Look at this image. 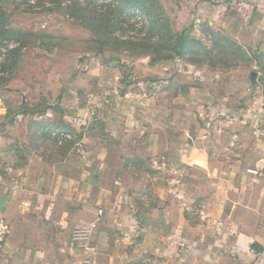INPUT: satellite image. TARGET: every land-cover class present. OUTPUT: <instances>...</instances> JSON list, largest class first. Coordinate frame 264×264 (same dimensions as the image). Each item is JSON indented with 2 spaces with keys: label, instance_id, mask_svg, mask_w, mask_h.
<instances>
[{
  "label": "crops",
  "instance_id": "0c3cea01",
  "mask_svg": "<svg viewBox=\"0 0 264 264\" xmlns=\"http://www.w3.org/2000/svg\"><path fill=\"white\" fill-rule=\"evenodd\" d=\"M189 1L194 2L191 21L225 26L229 38L243 48L264 46V0ZM95 56L85 70L95 74V92L87 95L83 89L87 96L73 107L68 126L79 127L104 109L106 94L117 96V105L124 88L119 74L106 70V56ZM175 62L172 70L178 65L179 72L173 74L195 71L191 78L200 88L191 92L203 114L190 134H183L185 140L180 136V144L190 138L184 148L191 159L179 166L183 147L175 157L174 196L156 190L147 199L99 183L95 154L63 149L70 138L64 128L56 148L59 157L50 144L53 135H48L45 151L26 153V162L12 166L7 159L13 132L22 126L25 137L37 121L30 122L26 112L0 116V222L7 228L0 264H132L144 257L159 264H264L263 100L254 94L247 107L239 108L210 84L217 73L203 76ZM152 79H159L147 85L154 92L166 86L164 78L147 80ZM216 107L223 108V117L210 116L217 115L212 112ZM231 109L242 116L224 117ZM42 125L47 127L49 119ZM206 140L216 144L217 152L198 149Z\"/></svg>",
  "mask_w": 264,
  "mask_h": 264
},
{
  "label": "rangeland",
  "instance_id": "374dc122",
  "mask_svg": "<svg viewBox=\"0 0 264 264\" xmlns=\"http://www.w3.org/2000/svg\"><path fill=\"white\" fill-rule=\"evenodd\" d=\"M193 5L189 0H0V116L26 112L30 122L37 121L25 137L24 128L16 127L13 134L19 140L11 136L9 164L22 165L25 155L45 151L48 135H53L50 144L59 157L56 148L64 128L70 138L63 149L95 154L99 183L107 181L117 193L147 199L156 190L174 196L175 157L183 147L177 164L191 159L184 148L190 138L180 144V136L190 134L203 114L191 92L200 87L190 67L203 76L217 73L210 84L239 108L254 94L264 103V46L243 48L229 38L225 26L191 21ZM179 14L191 22L185 19L176 29ZM95 55L106 56V70L119 74L124 88L117 105V96L106 94L104 109L91 113L79 127L68 126L78 100L95 92V74L85 73ZM175 61L190 70L173 74ZM154 77L166 81L155 92L146 81ZM231 112L224 117L242 116L237 109ZM46 119L47 127L42 125ZM215 146L206 140L198 149L217 152ZM2 225L0 245L7 234ZM132 264L159 263L144 257Z\"/></svg>",
  "mask_w": 264,
  "mask_h": 264
},
{
  "label": "trees",
  "instance_id": "16d2710c",
  "mask_svg": "<svg viewBox=\"0 0 264 264\" xmlns=\"http://www.w3.org/2000/svg\"><path fill=\"white\" fill-rule=\"evenodd\" d=\"M187 9V8H186ZM191 10V9H190ZM184 14V13H183ZM178 20L177 21H174V28H176V26H178L179 24H181L183 21H185V19H186V17H185V15H181V14H179L178 15ZM174 71H179V67H178V65H175L174 66ZM159 79H152V80H146L147 82H148V84H149V82H155V81H158ZM138 83H141V81H139ZM222 111H223V108L222 107H216L214 110H213V112H215L216 114H218V115H221V113H222ZM226 111V110H225ZM228 112V114H231L232 112H231V110H228L227 111Z\"/></svg>",
  "mask_w": 264,
  "mask_h": 264
},
{
  "label": "built area",
  "instance_id": "2783aa9c",
  "mask_svg": "<svg viewBox=\"0 0 264 264\" xmlns=\"http://www.w3.org/2000/svg\"><path fill=\"white\" fill-rule=\"evenodd\" d=\"M99 212H100V211H99ZM100 213H101V212H100ZM79 238H80V236H79V235H77L75 239L77 240V239H79Z\"/></svg>",
  "mask_w": 264,
  "mask_h": 264
}]
</instances>
